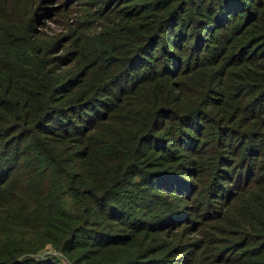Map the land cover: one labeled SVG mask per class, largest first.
I'll list each match as a JSON object with an SVG mask.
<instances>
[{"label":"trees","instance_id":"trees-1","mask_svg":"<svg viewBox=\"0 0 264 264\" xmlns=\"http://www.w3.org/2000/svg\"><path fill=\"white\" fill-rule=\"evenodd\" d=\"M46 247L264 264V0H0V264Z\"/></svg>","mask_w":264,"mask_h":264},{"label":"rangeland","instance_id":"rangeland-1","mask_svg":"<svg viewBox=\"0 0 264 264\" xmlns=\"http://www.w3.org/2000/svg\"><path fill=\"white\" fill-rule=\"evenodd\" d=\"M70 9H72V11H70L67 15V22L69 21H74V19L76 18V15H79V11H75V7L74 4L72 5V7H70ZM75 9V10H74ZM61 14H59V16H52V18H42L43 20V25L37 26V29H40L42 31H44L46 34L50 33V34H54L57 31H62L63 29V24L65 23V19L63 20ZM75 16V17H74ZM71 17V18H69ZM64 18V17H63ZM86 18V17H85ZM49 250H55L54 248H43L42 250H40V252H38V254H30L31 257H33L34 259H37L39 261H44L46 263H49L50 261L48 260L47 256V252ZM58 251V250H57ZM60 252V251H59ZM63 256V260L64 261H60L59 264H70L66 258V256L60 252ZM57 262V261H56ZM58 263V262H57ZM51 264V263H49Z\"/></svg>","mask_w":264,"mask_h":264},{"label":"built area","instance_id":"built-area-1","mask_svg":"<svg viewBox=\"0 0 264 264\" xmlns=\"http://www.w3.org/2000/svg\"><path fill=\"white\" fill-rule=\"evenodd\" d=\"M47 254H48L47 258L50 262L57 261L59 263L60 261H64L62 254L57 250H49Z\"/></svg>","mask_w":264,"mask_h":264}]
</instances>
